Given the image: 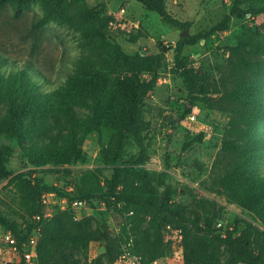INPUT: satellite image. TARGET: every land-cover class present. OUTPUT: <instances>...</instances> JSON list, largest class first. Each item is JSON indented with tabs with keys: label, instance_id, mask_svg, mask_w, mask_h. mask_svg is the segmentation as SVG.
Returning <instances> with one entry per match:
<instances>
[{
	"label": "rangeland",
	"instance_id": "374dc122",
	"mask_svg": "<svg viewBox=\"0 0 264 264\" xmlns=\"http://www.w3.org/2000/svg\"><path fill=\"white\" fill-rule=\"evenodd\" d=\"M245 7H259L264 0H242ZM235 0H166L169 13L180 21L191 23L189 35L211 29L229 12ZM42 0H36L19 15L5 5L0 7V55L6 59L2 72L9 74L29 66L38 69L41 76L34 77L43 94H56L67 85L70 75L102 70L111 79L125 77L148 81L151 73L132 75L125 73L114 60L116 49L135 56L162 55L156 89L141 107L142 132L130 136L122 156L116 162V131L102 127L87 132L73 124L72 119L83 121L93 116L92 108L71 105V113L50 112L45 116H29L20 126L23 138L9 139L0 134V145L7 149L11 178L22 177L46 187H58L75 196L79 191L100 194L104 179L114 170H123L122 180L126 193H137L139 200L163 199L171 209L167 213H153L130 200L107 201L93 198L82 213L86 220L83 234L106 226L115 240V261L106 255V242H76L69 248L75 264H117L118 256L126 251L138 260L121 264H144L149 256L144 251L154 239L157 226H161L162 242L157 245L156 260L150 264H184V239L199 241L203 233L198 202L215 205L219 211L217 233L238 235L251 232L256 254L264 252V214H257L228 197L213 190L212 166L226 136L236 139L228 114L209 110L202 104L190 108L186 85L173 74L174 49L183 32L166 26L160 17L134 0H68L41 26L45 17ZM87 28L97 29L104 38H96ZM141 29L145 37L136 44L129 35ZM95 37V38H94ZM242 45L251 51L264 47V15L233 17L228 31L186 46L183 58L200 80L218 78L217 68L226 63L227 48ZM170 49L164 52L162 47ZM258 55V54H257ZM263 68L255 70L264 80ZM61 93V92H60ZM191 117L194 119L191 120ZM264 133V127L262 128ZM205 134L202 144L188 147L187 135ZM264 135V134H263ZM67 137L72 140L67 141ZM53 152L68 150L69 163H38L29 160L31 149ZM264 177V160L257 163ZM33 176L29 179V173ZM9 179L0 182V212L20 223L30 210L20 198L16 186ZM71 190V191H70ZM70 191V192H69ZM177 214H173V212ZM261 213V212H260ZM82 238V235H81ZM131 244V246L129 245ZM214 264H238L229 248L214 244L208 251ZM7 255L0 248V264H6Z\"/></svg>",
	"mask_w": 264,
	"mask_h": 264
},
{
	"label": "trees",
	"instance_id": "16d2710c",
	"mask_svg": "<svg viewBox=\"0 0 264 264\" xmlns=\"http://www.w3.org/2000/svg\"><path fill=\"white\" fill-rule=\"evenodd\" d=\"M36 0H0V7L8 5L15 15L21 14L30 8ZM145 9L156 13L168 27L182 31L190 30L191 23L180 21L173 17L167 8L166 0H134ZM45 8V17L37 26H41L52 16V13L65 5L68 0H42ZM264 15V4L259 7H245L242 0H235L230 12L209 30L198 32L189 37H181L175 45L173 74L182 78L187 90L190 108L185 111L183 119L192 113V108L202 104L209 110L226 113L231 118L232 131L236 139L224 137L222 146L217 153L211 175H213V190L229 198L231 202L253 211L264 214V177L260 175L257 163L264 160V80L256 75L255 70L263 68L264 47L255 51L246 49L242 45L227 48L226 63L217 68L218 78L206 77L200 80L196 71L189 67L183 58L186 46L196 45L202 40L228 31L232 18ZM89 33L96 34V38H104L97 29L87 28ZM145 33L141 29L129 35V42L136 44ZM95 38V37H94ZM114 54V60L121 65L125 73L140 75L151 73L148 81L136 82L127 77L111 79L102 70L80 72L70 75L67 85L56 94H43L40 85L34 77L41 76L38 69L29 66L17 72L6 74L2 67L6 59L0 55V134L9 139H21L23 133L20 128L23 120L29 116H45L50 112L63 111L70 114L71 105L81 108H92L93 116L83 121L72 119L73 124L87 132L99 130L102 127L116 131V162L122 156L126 141L130 136H137L142 132L141 107L150 94L156 89L159 79L162 55L143 56L137 54L129 56L121 50ZM163 53L170 49L162 47ZM258 54V55H257ZM61 92V93H60ZM72 140L71 137L66 138ZM204 133L187 135L186 144H202ZM8 151L0 145V182L9 179V183L16 186L20 198L30 210L26 215L42 213L41 199L45 193L57 192L62 196H69L72 200H91L106 198L107 201L130 200L153 213H167L171 209L165 204L169 196L163 199L146 198L139 200L137 193L127 194L122 180L123 170L115 169L110 178L104 179V191L100 194L88 191H79L75 196L62 192L58 187H44L22 180V177L11 178L12 172L8 168ZM29 160L38 163H69L68 150L53 152L38 151L33 148L28 153ZM33 173H29L31 179ZM200 214L196 220L203 222L199 230L203 233L197 242H190L185 236L186 252L183 256L184 264H214L207 251L214 244H222L229 248L234 261L238 264H264V252L256 254L252 233L242 232L238 235L229 233L222 237L217 233L216 221L218 210L215 205H206L198 202ZM261 212V213H260ZM173 214H177L174 210ZM20 223L12 220L0 212V227L12 231L21 238ZM32 225L29 226V229ZM86 220H76L74 214L59 213L41 224L42 236L38 244L40 264H75L69 248L76 242H106V255L114 263L116 245L112 233L104 227L83 234ZM82 235V238H81ZM161 226H157L155 236L149 247L144 251L149 259L144 264L156 260L157 245L162 242Z\"/></svg>",
	"mask_w": 264,
	"mask_h": 264
},
{
	"label": "built area",
	"instance_id": "2783aa9c",
	"mask_svg": "<svg viewBox=\"0 0 264 264\" xmlns=\"http://www.w3.org/2000/svg\"><path fill=\"white\" fill-rule=\"evenodd\" d=\"M193 119L191 117V120ZM41 205L42 213L26 215L23 219L21 238L14 235L12 231L0 227V248L7 255L6 264H40L38 244L42 236L41 224L59 213L69 211L74 214L76 220H81L82 213L87 209L86 201L72 200L71 197L62 196L57 192L45 193L42 196ZM30 225L32 227L29 229ZM129 245L131 246V244ZM131 259L137 261V253L135 252L134 256H129L124 251L118 256L117 264L125 263Z\"/></svg>",
	"mask_w": 264,
	"mask_h": 264
},
{
	"label": "water",
	"instance_id": "95a60500",
	"mask_svg": "<svg viewBox=\"0 0 264 264\" xmlns=\"http://www.w3.org/2000/svg\"><path fill=\"white\" fill-rule=\"evenodd\" d=\"M189 30H186L185 33L182 34V37H189Z\"/></svg>",
	"mask_w": 264,
	"mask_h": 264
}]
</instances>
